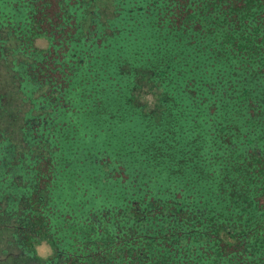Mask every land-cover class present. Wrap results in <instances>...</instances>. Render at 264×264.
Returning a JSON list of instances; mask_svg holds the SVG:
<instances>
[{
  "label": "trees",
  "instance_id": "trees-1",
  "mask_svg": "<svg viewBox=\"0 0 264 264\" xmlns=\"http://www.w3.org/2000/svg\"><path fill=\"white\" fill-rule=\"evenodd\" d=\"M101 6L0 0V54L28 86L23 122L39 119L45 132L28 146L69 141L104 105L89 97L99 91L106 133L129 121L150 138L138 159L110 143L92 155L87 193L103 202L79 216L57 206L60 147L11 171L0 160V227L14 244L2 255L25 250L27 264H264V0H111L110 14ZM143 80L154 114L134 105ZM69 225L87 230L71 250ZM44 245L42 257L35 247Z\"/></svg>",
  "mask_w": 264,
  "mask_h": 264
},
{
  "label": "rangeland",
  "instance_id": "rangeland-1",
  "mask_svg": "<svg viewBox=\"0 0 264 264\" xmlns=\"http://www.w3.org/2000/svg\"><path fill=\"white\" fill-rule=\"evenodd\" d=\"M97 1L100 5L101 3L105 5L101 6L102 11L106 14H110L111 0ZM36 46L46 49L48 48V43L45 40L40 39L36 41ZM7 49H9V47H7ZM9 61L0 54V104L3 105V107L0 108V145L5 144L0 147V158L3 156L1 159H5L4 162L7 166L5 168L7 171H11L14 166L20 164V161L24 156L28 159L30 158V155L36 151L41 158L44 156L45 152L49 150L48 148L58 146L61 149L60 152H57L58 156L60 154L58 157V168L63 172L59 178L60 183H58L57 186L58 197L56 198V202L59 211L62 214L70 213L79 216L81 215L82 206L89 208L97 204L102 205V199L97 200V202L91 201L87 193V189L89 188L88 184H93L90 183V181L93 180L91 178L95 177L97 173L96 171L94 174L92 171L94 168L93 165L90 164V158H92V155L98 150H104L107 152L105 149L108 148L110 143L116 147L117 151L119 150L120 152L125 153V155L130 154L134 159H138V157H140L139 155L143 153V147L141 146H146L150 141V138L148 137L149 132L146 127L139 126L137 129L134 122L127 121L125 125L118 127L112 134L111 132L106 133L108 131H105V127L106 124L109 123V118L104 112L109 106L106 104L108 103L107 98L103 97L105 92L99 91L96 93H90L89 97H93L94 100L102 99L104 105L99 103V105L92 110L90 116L83 120L85 123L80 122V124L76 126L77 128L74 126L70 133L71 138L69 141H55L52 142L54 144L50 147H48L49 144L46 142L38 145V147L28 146L31 145V143L28 140H24V130L27 131L32 140L42 139L43 137L39 136L40 132L36 131L38 128L37 124L25 125L23 122L26 113L30 109L29 103L26 102L30 99L27 92L28 86H23L22 84V88L20 89L21 82L19 84V79L15 76V73L12 72V70H14V65L12 64V68ZM15 69H17V67H15ZM122 81L125 82L123 78ZM146 81L147 80H143L139 82L140 89L135 91L134 105H145L146 112L154 114L155 111H157L155 105L156 96L151 90V86H148ZM29 91H31V89ZM23 97H27L28 99L26 100V98L24 99ZM120 106H122V108L126 107L124 105ZM114 110L116 109L114 108ZM37 114L36 111L33 112V115ZM75 133L77 141L72 138ZM44 141H46V139ZM134 141L138 143L139 147H135L132 143ZM2 147H4V149H2ZM106 155L114 159L110 154ZM116 156L119 157V155ZM26 159H23L22 165L28 164ZM18 170L22 171L21 167H19ZM42 170L45 173L48 171L46 164L43 165ZM73 194L76 195L73 196ZM67 204H69V206ZM2 222L3 220H0V224H2ZM65 228L66 230L64 231V234H66L68 238L65 245L69 250L73 247L75 248L77 242L79 243L86 238L84 235L87 233V230L79 234L74 226L69 225ZM10 239H12L11 230L9 228L0 227V252L3 249L8 252L14 251V244L10 243ZM35 248L41 250L39 253H41L42 257L47 255V247L45 245L40 248ZM14 262L27 264V262L30 261L23 255L19 257L9 256L6 264H13Z\"/></svg>",
  "mask_w": 264,
  "mask_h": 264
},
{
  "label": "flooded vegetation",
  "instance_id": "flooded-vegetation-1",
  "mask_svg": "<svg viewBox=\"0 0 264 264\" xmlns=\"http://www.w3.org/2000/svg\"><path fill=\"white\" fill-rule=\"evenodd\" d=\"M39 119H28V123L29 124H37V126H38V128H37V130L36 131H38V132H40V134H39V136H45V132H43L42 130H41V128H40V122L38 121ZM27 134V131H25L24 130V135H26ZM27 140V139H26ZM37 141H30V143L31 144H35ZM3 149V148H2ZM3 157V156H2ZM1 160H3L4 161V159H1ZM2 252V251H1ZM1 252H0V259L4 262V263H6L7 262V258H8V255H2L1 254ZM15 254H17V256L19 257V256H24V254H25V250H18V251H16L15 252ZM15 254H12V255H15Z\"/></svg>",
  "mask_w": 264,
  "mask_h": 264
}]
</instances>
